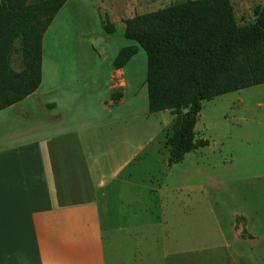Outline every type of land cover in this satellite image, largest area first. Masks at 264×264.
Here are the masks:
<instances>
[{
  "label": "crops",
  "instance_id": "crops-1",
  "mask_svg": "<svg viewBox=\"0 0 264 264\" xmlns=\"http://www.w3.org/2000/svg\"><path fill=\"white\" fill-rule=\"evenodd\" d=\"M95 39L97 43L93 36L73 32L61 38L54 35L50 62L43 36L39 86L0 109L1 264H109L105 222L112 211L120 212L125 185L133 184L131 176L122 174L134 155L133 139L126 137L122 122L151 112L146 68L135 59L137 52L115 68L113 60L123 47L118 44L127 42L115 40L114 31L99 33ZM114 91L120 94L115 103ZM98 150L110 152L104 163L94 157ZM159 189L150 192L158 194ZM216 231L226 237L222 228ZM229 232L232 240L209 248L227 253L219 255L226 256L228 264H264L254 233L239 224ZM143 238L144 246L156 241L150 232ZM171 243L185 244L178 238ZM177 248L172 256L182 258L189 252L187 247Z\"/></svg>",
  "mask_w": 264,
  "mask_h": 264
},
{
  "label": "rangeland",
  "instance_id": "rangeland-1",
  "mask_svg": "<svg viewBox=\"0 0 264 264\" xmlns=\"http://www.w3.org/2000/svg\"><path fill=\"white\" fill-rule=\"evenodd\" d=\"M181 1L184 0H69L45 31V54H51V62L54 35L61 38L68 32L93 36L92 41L97 43L95 37L105 32L102 25L105 14L114 25L115 40L127 42L118 45H137L124 37V19ZM230 1L240 26L253 23L255 9L264 3V0ZM136 54L135 59L141 60L146 68L145 51L138 46ZM181 110L186 114L189 107ZM175 118L168 108L140 118L128 116L122 122L126 137L134 143L130 145L134 155L122 174L131 176L133 184L125 185L120 212L112 211L104 221L108 229L105 226L108 263L228 264L225 261L228 258L219 255L227 253L209 247L232 240L229 231L235 224L245 225L254 233L256 245L264 252V83L202 101L194 133L196 139H207L208 145L186 153L180 162L169 164L166 138L172 133ZM136 128L140 131H133ZM93 153L103 163L110 157V152L103 150ZM159 188L162 192L151 194L150 191ZM157 203L164 205L158 208ZM154 222L153 226L148 225ZM181 225L183 229L179 230ZM117 226L124 229L109 230ZM132 226L135 227L131 229ZM219 227L225 238L218 235ZM148 232L155 235L156 241L144 246L143 236ZM175 238L183 240V248L171 243ZM186 247L189 252L182 258L180 254L171 255L176 248ZM202 259L206 262L201 263Z\"/></svg>",
  "mask_w": 264,
  "mask_h": 264
},
{
  "label": "trees",
  "instance_id": "trees-1",
  "mask_svg": "<svg viewBox=\"0 0 264 264\" xmlns=\"http://www.w3.org/2000/svg\"><path fill=\"white\" fill-rule=\"evenodd\" d=\"M66 0H0V109L32 93L41 81L42 40ZM103 29L114 25L105 14ZM124 36L146 53L148 108L176 115L166 138L168 163L208 145L195 138L202 101L264 83V3L255 21L238 25L230 0H184L124 19ZM119 49L115 68L137 52ZM119 92L111 99L115 103ZM183 107H189L186 114ZM194 114L191 117V114Z\"/></svg>",
  "mask_w": 264,
  "mask_h": 264
},
{
  "label": "water",
  "instance_id": "water-1",
  "mask_svg": "<svg viewBox=\"0 0 264 264\" xmlns=\"http://www.w3.org/2000/svg\"><path fill=\"white\" fill-rule=\"evenodd\" d=\"M193 116H194V114L192 113V114H191V117H193Z\"/></svg>",
  "mask_w": 264,
  "mask_h": 264
}]
</instances>
